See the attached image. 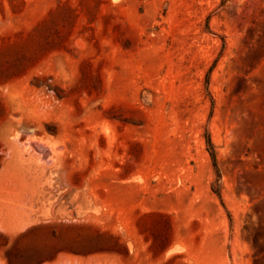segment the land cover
Listing matches in <instances>:
<instances>
[{
  "label": "rangeland",
  "instance_id": "1",
  "mask_svg": "<svg viewBox=\"0 0 264 264\" xmlns=\"http://www.w3.org/2000/svg\"><path fill=\"white\" fill-rule=\"evenodd\" d=\"M0 264H264V0H0Z\"/></svg>",
  "mask_w": 264,
  "mask_h": 264
},
{
  "label": "trees",
  "instance_id": "2",
  "mask_svg": "<svg viewBox=\"0 0 264 264\" xmlns=\"http://www.w3.org/2000/svg\"><path fill=\"white\" fill-rule=\"evenodd\" d=\"M208 144H209V148H210V152H211V156H212V159H213V162H214V165L218 171V175L219 174V168H218V160H217V153H216V150H215V145H214V142L211 138V136L209 135L208 136ZM215 191L217 192V194L222 197V194H221V191L219 190V188H215Z\"/></svg>",
  "mask_w": 264,
  "mask_h": 264
}]
</instances>
